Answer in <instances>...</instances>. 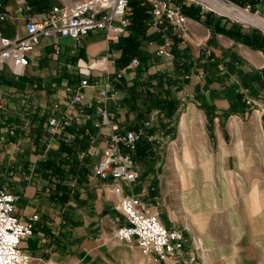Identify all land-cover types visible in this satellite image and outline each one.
I'll list each match as a JSON object with an SVG mask.
<instances>
[{"label": "crops", "instance_id": "0c3cea01", "mask_svg": "<svg viewBox=\"0 0 264 264\" xmlns=\"http://www.w3.org/2000/svg\"><path fill=\"white\" fill-rule=\"evenodd\" d=\"M60 2L0 0V17H4L0 18V33L23 37L29 20L41 18ZM130 2L140 9L150 5L144 0ZM176 3L187 17L180 29L168 23L153 24L151 15L137 24L130 5L131 26L120 43H111L96 31L78 40L42 37L28 53L25 68L17 70L7 64L0 70V175L25 167L31 170L30 180L36 185L29 188L25 208L19 212L25 221L33 213L39 214L33 228L36 232L25 243L33 244L30 261H42L43 256L54 264L84 260L114 227L125 223L116 209L119 201L112 187L120 184L128 193L126 184L92 175L110 133L100 123L101 109L126 129L155 135L154 141L139 143L132 152L135 160L136 152L150 162L154 152L164 156L165 151L184 153L185 148L193 160H199L200 154L207 156L215 171L217 195L212 197L217 208L209 212L205 235L215 239V264L227 258L216 233L234 231L226 217L230 209L237 215L235 199L246 201L244 226L249 243L256 248L264 242V48L246 45L225 31L252 34L258 30L263 37L264 33L259 28L233 29L225 15L216 13L218 17L200 11L197 5ZM254 7L264 10V2ZM129 41L136 46L133 52L127 47ZM166 43L169 55H157ZM133 58L137 65L131 63ZM84 79L87 86H81ZM105 81L111 87L108 96L101 93ZM77 94L81 101L74 100ZM52 116L67 119L69 125L52 131ZM173 127L174 142H155ZM62 145L67 152L61 151ZM88 153L94 157L91 163ZM176 157L184 159L183 154ZM48 160L62 169L60 174L45 168ZM140 168L133 191H142L144 201L153 206L157 197L150 187L157 177L155 170L144 173ZM227 173L233 177L230 187L223 178L217 181ZM241 183L246 187L243 193H239ZM63 187L66 200L61 198ZM218 200L228 201L229 208ZM225 205L228 211H220Z\"/></svg>", "mask_w": 264, "mask_h": 264}, {"label": "built area", "instance_id": "2783aa9c", "mask_svg": "<svg viewBox=\"0 0 264 264\" xmlns=\"http://www.w3.org/2000/svg\"><path fill=\"white\" fill-rule=\"evenodd\" d=\"M131 0H61L52 5L48 12L37 20H29L25 25L23 37H8L0 33V70L4 65H11L20 70L29 64L28 53L31 52L42 37H66L78 40L93 31L104 34L111 43H120L131 26L129 3ZM152 8L153 24L168 23L175 29H180L187 21L182 7L176 0H147ZM248 8V7H247ZM1 19L4 17L1 16ZM166 43L157 51V55H169ZM133 65L138 60H131ZM85 68L84 65L81 66ZM92 67L90 64L87 68ZM88 75V72L85 73ZM120 76V75H118ZM87 79L81 81V86H87ZM102 95L111 92L109 81H105ZM75 101H81L80 94L75 95ZM247 103H249L247 101ZM101 125L108 126L110 133L100 156L93 167L92 175L102 181L125 183L128 193L120 184H114L113 193L118 197L117 210L125 223L116 227V237L124 243L136 242L141 252L155 262H170L177 257L197 249L189 245L185 231L178 228H168L160 218L159 201L153 206L144 201L142 191L135 193L133 187L139 180L141 168L134 159L132 152L141 141L152 142L155 135H148L143 130H131L113 122L109 113L100 110ZM52 131L63 130L69 125L67 119L52 116L49 120ZM155 190L154 186L150 187ZM16 197L11 192L0 187V264H29L30 254L22 243L33 234V215L29 222L19 218L15 205ZM192 259L193 256H190Z\"/></svg>", "mask_w": 264, "mask_h": 264}, {"label": "rangeland", "instance_id": "374dc122", "mask_svg": "<svg viewBox=\"0 0 264 264\" xmlns=\"http://www.w3.org/2000/svg\"><path fill=\"white\" fill-rule=\"evenodd\" d=\"M131 1H136V0H131ZM144 1L147 2V0ZM178 1L183 3V5H186V3L191 5L189 7H192L193 5H197L200 11L210 12L219 17L218 14L214 13L211 10L206 9L200 4L190 2L189 0H178ZM226 1L239 6L238 4L230 0H226ZM241 8L248 9L251 13L257 14L259 17L264 19V10L257 8L255 11H251L247 7H241ZM131 11L132 9L129 8V12ZM226 18L228 19L229 26H231L233 29L236 30L238 29L241 31H251L253 29H258L254 26L243 25L229 17ZM248 112L249 114L251 113L250 110ZM172 129H173L172 131H170L168 134L162 137V140L161 139L160 141L156 140L155 142L158 144L162 143L163 145H167L171 142H174L177 136L174 127ZM212 147L213 145L211 146V148ZM211 152H213L214 154L216 153V151H213L212 149ZM134 154L139 165L142 167V172L146 173L148 170H150V168H153L155 170V175L157 177L153 179L154 187H155L154 192L156 194L155 196L157 197V200L159 201L158 209L160 212V218L162 223L168 228L178 227L179 229L185 231V233L188 236L189 245L191 246L197 245L198 248L197 249L193 248L191 252L186 253L181 257H177L173 261L167 263L155 262L153 260H150L147 256H145L141 252L140 247L136 242L124 243L118 240L115 233L116 227H114V229H112L111 231L112 232L111 235L105 237L104 240L100 242V244L95 246V248L91 252V255H88V257L84 260L78 259L71 264H215V262H213L214 261L213 258L209 260L207 259L208 257L206 258L204 256V246H205L204 241L200 237V234L191 225L190 220L187 217V214H184L182 212L179 213L178 210L175 207H173L177 205L176 199H173L171 197V194H173L174 192V185H176V182L172 174L168 173L169 168H166L165 165L166 162L165 156H168L167 157L168 164L172 165L174 158L177 155L182 156L183 154L184 159L180 160L181 164H183L182 166H184V164L186 167L193 165L192 183L187 184L186 188L187 190L195 189L198 193L199 202L200 204H202V202L204 201L205 188L207 187L209 188L210 196L214 201L216 199H214L212 196L217 195L214 184L215 182L213 179V174L215 173V171L214 168H212L211 165H209L208 161L206 165L207 156L206 155L201 156L200 154L201 157L199 156V160L198 159L193 160L191 153L185 148L184 153L169 150L164 152V156H159L154 152L151 155L152 157L150 158V162H147V157H144V154L141 153L138 154L137 152ZM86 158L89 163H91L94 159V157L90 153L87 154ZM165 171H167L166 173L168 175L167 181L165 179ZM32 176L33 175L31 174V170L25 167H21L19 169L18 168L9 169L8 172L0 175V187L11 192L16 197L15 214L19 218H21L19 216V212H21L25 208L26 194L29 188H33L34 186H36L32 183V180H30ZM142 177L143 175L141 176V178ZM218 178L219 179H217V181L223 178L228 183L229 187H230V181H232L233 179V177L229 173H227V176L225 178L224 176H220V175L218 176ZM239 186H240L239 193H243L246 191V187L244 183L239 184ZM228 191L226 193H229ZM45 196L49 197L50 199V193H48V191H45ZM218 201L222 203L225 202L229 208L230 203L228 201L226 200H218ZM153 203L155 204V202ZM232 203L237 213V215L235 214L234 215L235 218H237L238 220V225L233 226L234 231L232 230L227 232L216 233L217 235H219L218 240L221 242L219 243L218 246L223 250V255L227 257L222 259L228 260L227 261L229 262L228 264H264V242L262 243L259 242L257 244V247L255 248L252 244L249 243V240L247 238L248 234L245 231V226H244L246 222L244 216V209H245L244 206L246 204V201L242 199H235ZM147 204L150 205V203ZM253 204H254L253 210L255 212V204H257V201L256 200L253 201ZM226 205L224 207L222 206V208L224 209H220V211L221 210L228 211ZM171 211L174 212L175 214L171 213ZM33 215H37V219L33 222V228H34L35 222L39 219V214L33 213L30 216V218ZM30 218L29 220L26 221L23 219L22 220L25 222H29ZM227 219L228 217H226V222H229V220L227 221ZM121 223H123V221H121ZM35 232L36 230L33 231V233ZM25 243H28V239L23 242V246L27 249V252L31 255L30 251H32L33 249V244L29 246V244L26 245ZM92 245L94 246L95 243H93ZM215 247H216V242L214 245V249L211 251L212 253L214 250H216ZM212 253H211V257H212ZM190 256H193L194 259H192ZM222 259L220 264H223ZM29 264H54V263L49 261L47 256H43L42 261H38V262L30 261Z\"/></svg>", "mask_w": 264, "mask_h": 264}, {"label": "bare ground", "instance_id": "6f19581e", "mask_svg": "<svg viewBox=\"0 0 264 264\" xmlns=\"http://www.w3.org/2000/svg\"><path fill=\"white\" fill-rule=\"evenodd\" d=\"M202 4L206 9L214 11L220 15L230 17L244 25H250L259 28L264 32V19L257 14L251 13L248 9L241 8L226 0H189ZM186 147V146H185ZM184 147V148H185ZM187 150V149H186ZM250 158V157H249ZM177 157L174 158L173 164H168V173L172 174L176 185H174V192L171 194L173 199H176L175 207L178 212L187 214L191 225L200 234V237L204 241V256L211 260V251L214 249L215 239L211 236L205 235V229L207 226V220L209 212L217 208V202L210 196L209 188L204 189V201L202 204L199 202L198 193L195 189L187 190V184L192 183L193 178V165L182 166ZM207 165V160H206ZM187 177V179H186ZM173 209V208H172ZM171 213H174L171 211ZM175 214V213H174ZM229 222L232 226L238 225V220L235 218L234 212L230 209ZM234 228V227H233ZM206 252V253H205ZM228 260L222 259L223 264H228Z\"/></svg>", "mask_w": 264, "mask_h": 264}, {"label": "trees", "instance_id": "16d2710c", "mask_svg": "<svg viewBox=\"0 0 264 264\" xmlns=\"http://www.w3.org/2000/svg\"><path fill=\"white\" fill-rule=\"evenodd\" d=\"M236 4H238L241 7H248L251 11H255V7L254 5L258 2H264V0H230ZM135 3L130 2L129 6H133V9L135 11V16L137 18H135V22L138 24L141 22L142 19H144L145 15L146 17L148 15L152 14V8L149 5V7H147L146 9L138 7V6H134ZM136 5V4H135ZM146 12V13H144ZM228 34H231L233 37H235L237 40L242 41L243 43H245L246 45H249L253 48H264V44H263V39L264 37L261 35V33L258 30H255L252 34H235L233 32H231L230 30L225 31ZM129 50H131L132 52L136 50V46L134 43L129 41V46H127ZM129 54V53H128ZM61 151H65L67 152V147H64L63 145L61 146ZM47 169L52 170L53 172L60 174L61 173V168L60 167H55L54 163L52 162V160H48L46 162V167ZM62 190L64 191L63 195H62V199L66 200L67 199V194H66V189L65 187L62 188Z\"/></svg>", "mask_w": 264, "mask_h": 264}]
</instances>
